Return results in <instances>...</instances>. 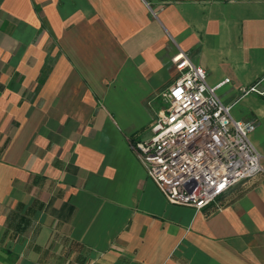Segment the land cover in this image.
I'll return each instance as SVG.
<instances>
[{"label":"crops","instance_id":"0c3cea01","mask_svg":"<svg viewBox=\"0 0 264 264\" xmlns=\"http://www.w3.org/2000/svg\"><path fill=\"white\" fill-rule=\"evenodd\" d=\"M182 52L264 167V0H0V264H264V172L195 209L129 145Z\"/></svg>","mask_w":264,"mask_h":264},{"label":"built area","instance_id":"2783aa9c","mask_svg":"<svg viewBox=\"0 0 264 264\" xmlns=\"http://www.w3.org/2000/svg\"><path fill=\"white\" fill-rule=\"evenodd\" d=\"M175 69L157 93L166 106L150 121L147 136L129 145L170 203L201 209L264 167L249 139L255 123L232 118L231 105L217 95L221 83L209 85L205 68L186 52Z\"/></svg>","mask_w":264,"mask_h":264},{"label":"rangeland","instance_id":"374dc122","mask_svg":"<svg viewBox=\"0 0 264 264\" xmlns=\"http://www.w3.org/2000/svg\"><path fill=\"white\" fill-rule=\"evenodd\" d=\"M156 103L158 107L164 108L166 106V103L162 100V98H157Z\"/></svg>","mask_w":264,"mask_h":264}]
</instances>
